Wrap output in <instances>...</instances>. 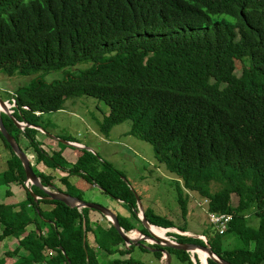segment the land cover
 Here are the masks:
<instances>
[{"label": "trees", "instance_id": "trees-1", "mask_svg": "<svg viewBox=\"0 0 264 264\" xmlns=\"http://www.w3.org/2000/svg\"><path fill=\"white\" fill-rule=\"evenodd\" d=\"M236 62L243 65L238 77ZM83 63L90 66L74 77L17 91L11 99L13 116L33 128L22 130L2 113L17 143L27 139L35 165L79 177L81 185L63 182L66 194L82 201L97 186L123 201L142 225L137 199L119 171L107 164L99 171V160L85 149H75L79 161L70 165L64 151L49 155L35 139L34 127L46 130L44 114L63 110L74 96L95 98L110 109L101 132L108 135L114 126L131 121V133L151 143L159 165L181 181L183 218L189 192L208 200L209 212L231 217L219 237L230 235L243 248L222 250L198 234L221 260L264 264V0H0V73L29 76ZM0 138L9 154L0 189L23 187L27 196L17 206L0 205V243L9 238L18 243L0 257V264H101L98 248L106 260L129 256L109 264H143L131 258L134 248H125L112 225L93 226V210L46 200L31 187L39 199L34 201L21 161L1 132ZM32 171L43 188L65 193L53 184L55 178ZM144 211L154 226L190 232L151 209ZM117 216L126 232L137 229L134 221ZM169 235L180 244L206 247L198 238ZM152 248L160 262V248ZM167 252L180 264H194L190 254ZM202 253L208 264H217Z\"/></svg>", "mask_w": 264, "mask_h": 264}, {"label": "rangeland", "instance_id": "rangeland-1", "mask_svg": "<svg viewBox=\"0 0 264 264\" xmlns=\"http://www.w3.org/2000/svg\"><path fill=\"white\" fill-rule=\"evenodd\" d=\"M89 66V63H83L75 67H68L62 71H40L29 76L15 75L9 77L5 73H0V98L2 100H11L18 90L31 87L36 82L48 84L63 81L69 77H74L82 70L88 69ZM235 66L234 73L237 77L241 76L242 63L236 62ZM109 111L108 105L95 98L86 95L74 96L68 99L63 110L44 114L42 125L46 128L44 132L50 136L59 140H66L65 138L76 140L85 145V148L90 149L91 153L99 160L97 164L99 171L104 169L103 164H107L114 170L119 171L123 176L122 181L133 192L135 198L140 199L145 210L151 209L155 215L172 221L176 227H185L194 235L201 236L198 234H205L210 241L216 242L221 246L222 250L243 248L244 244L230 235L219 237V230L209 219V202L205 204L206 199L201 198L199 195L189 192L190 201L187 205V216L186 218L182 217L177 190V182L181 183V181L170 174L164 166L159 165L155 159V151L151 143L131 133V121L128 120L114 126L108 135L101 132L100 123L104 120L105 115L109 114ZM41 138H45V136ZM2 143L3 141L0 138V173L9 156L8 152L4 150ZM23 145L25 149L26 147L28 149L27 141L23 140ZM61 150L67 153L68 161L78 156L79 153L72 148L66 147L65 144L62 145ZM69 150L73 153L70 152V154ZM77 160L74 162H77ZM30 161L33 165V159ZM72 181L75 184V179H72ZM3 190L6 191V189ZM84 194L85 202L101 205L111 209L113 212L120 211L119 206L123 207L127 212L129 211L125 204L113 200L97 186L91 187ZM6 197H9L7 192ZM236 200V197H232L231 204L235 205ZM2 203L3 200L0 199V204ZM137 207H139L138 203ZM93 212L96 214L94 215L97 219L93 218L96 223L103 224V226L108 223V220L102 214L96 211ZM125 214L130 216V211ZM117 215L123 216L122 214ZM133 221L134 218L131 219V222ZM248 221L254 223L255 219L250 216ZM133 224L137 228L134 231H139L143 227L136 219ZM169 234L182 235L177 230L167 233V237L176 238ZM201 237L203 238L204 236ZM5 242L13 244H8L7 248L0 246V257H4L7 252L18 248L17 241L12 240V238ZM4 251L6 252L4 253ZM98 255L101 264L129 259L128 256L121 258L119 255H114L106 260L99 250ZM131 258L143 264H167L166 260L159 262L153 252H143L139 248H134ZM191 258H193L192 255ZM170 264L180 263L175 257H172Z\"/></svg>", "mask_w": 264, "mask_h": 264}, {"label": "water", "instance_id": "water-1", "mask_svg": "<svg viewBox=\"0 0 264 264\" xmlns=\"http://www.w3.org/2000/svg\"><path fill=\"white\" fill-rule=\"evenodd\" d=\"M0 107H1L0 109V132L6 139L8 144L10 145L15 156L22 163V166L26 174V185H28L30 188L33 187V188H37L40 191H42L47 197L46 200L61 202V203L67 204L68 206L72 208H78L80 210L91 209L93 211L99 212L116 229L118 234L121 236L126 249L129 250L131 248H139V249H144L145 251H151L153 253H157L158 250L152 248V247L157 246L160 248L159 252L163 255L162 260H166L167 264H170V261L172 259V256L167 252V250L169 249L175 250V251H182V252L192 255L193 256L192 262L194 264H197V260L199 261V264H201V260L199 256L197 255L198 254L197 251H202V252L207 253L209 256V259L215 261L217 264H227L225 261L221 260V258H219L213 252V250L209 246L208 240H206V237L202 238L201 236L190 235L188 232L183 233L176 228H168V229L163 228L164 230H167V233L173 232L172 230H177L178 232L182 233L183 236L198 238V240H201V241L205 240L203 241L206 245L205 248H201L195 245L180 244V243H177L175 240H173L172 237H165V238L157 237V235L152 231V226L153 227H157V226L152 225L149 222L148 218H146L144 207L139 198H137V203L139 205L138 217L141 220L143 227L146 230H148L149 233L144 234L139 230L137 231L139 233V236L137 238H131L129 234L133 232L134 230L126 232L124 228L121 226L117 214L113 212L111 209L103 207L95 203H92V202L82 201L66 193H60L53 189L43 188L40 184V180L35 176V174L32 171V165L30 163V160L28 159L24 151H22V149L20 148V145L17 143L15 138L6 129L4 122H3L2 113L8 115L14 121L16 126L22 130H24L25 128H30V127L33 128V127L17 121V119L13 116L14 109L11 110L10 104L2 100L1 98H0ZM34 128H36L37 130L43 131L39 127H34ZM53 139L59 140L58 138H55V137H53ZM59 141L65 144L66 147L73 148V149H85L91 153L90 149L82 147L81 144H77V143L66 141V140H59ZM30 188L28 189V192L30 193L31 197L33 198L34 201H38L39 199L30 191ZM207 264H208V260H207Z\"/></svg>", "mask_w": 264, "mask_h": 264}, {"label": "crops", "instance_id": "crops-1", "mask_svg": "<svg viewBox=\"0 0 264 264\" xmlns=\"http://www.w3.org/2000/svg\"><path fill=\"white\" fill-rule=\"evenodd\" d=\"M4 101L11 102V100H4ZM36 131H37V133L35 135V139L42 144V149L45 150L46 153H48L49 155H51L52 153L60 152L61 151V148L59 147V142H60L59 140H57V139L53 140V137L50 136L48 133H45L44 131H40V130H37V129H36ZM44 136H45V138H41V137H44ZM23 140L27 141V139H25V138L22 137L21 140H20L21 141L20 142V145H21L20 148L22 149V151H24V153L26 154V156L28 157L29 160H32L33 159V162L34 163H33V165L31 164L32 167H34L37 171H39L40 173H43L44 175L52 176L53 178H55V181H53V184H55L56 186H58L65 193L68 191V188H67L68 186H67V184H64V182H63L64 179L68 180L67 182H69L72 186H76L77 184L81 185V183H82L81 179L79 177H75V176H73V177L71 176L70 177L69 174H68V172H65L63 170H57V171L50 170L46 166H43V164L35 165V156L31 152V150H28L27 149V147H26V149L24 148ZM77 144H79V143H77ZM27 145H28V141H27ZM81 145H82V147H85V145H83V144H81ZM73 150H75V149H73ZM27 151H29V152H27ZM68 152L70 153L72 151L69 150ZM76 155H77V153H76ZM63 158L70 165H75L79 161V157L78 156L74 157L71 161L70 160L68 161V159H67V153L65 151L63 153ZM76 159H78L77 162H74ZM30 163H31V161H30ZM72 179L73 180L75 179V184L73 183ZM25 187H26V185H25ZM3 189H6V191L3 190ZM6 192H9V195H8L9 197H6ZM0 199L3 200V203L0 204V205L17 206L20 203L26 201V199H27L26 190L23 187H16V186H13V185H10L9 187H2L0 189ZM117 201H119L122 204H125L123 201H120V200H117ZM119 209H120V211H115L116 214H122L123 215L122 217L128 218L130 220L132 219L131 213H130V216L128 214H125V213H129V211L127 212V210H125L121 206H119ZM94 214L95 213L92 211L91 212V219H92V222H93V226L95 227L98 223H96L95 220L93 219V218L97 219L96 216H95L96 214L95 215ZM127 216H129V217H127ZM101 225L103 226V224H101ZM103 227L105 229H109L111 227V224L108 222ZM0 230H1V228H0ZM188 233L194 235V233H191V232H188ZM9 240H11V238H9ZM8 244H9V242L8 243L2 242V243H0V246L7 248V245ZM12 244L13 243H10L9 245H12ZM5 252L6 251H4V253ZM95 253L97 254V256H99L97 250L95 251Z\"/></svg>", "mask_w": 264, "mask_h": 264}, {"label": "built area", "instance_id": "built-area-1", "mask_svg": "<svg viewBox=\"0 0 264 264\" xmlns=\"http://www.w3.org/2000/svg\"><path fill=\"white\" fill-rule=\"evenodd\" d=\"M8 103L11 106V110L16 108L15 100H12L11 102H8ZM26 187H27V189L30 188L28 185H26ZM205 204H208V200H205ZM208 215H209L210 222L217 227L220 234H223L227 228V225H228L231 217L229 215L217 214V213H213V212H209V211H208ZM173 240H175V238H173Z\"/></svg>", "mask_w": 264, "mask_h": 264}, {"label": "bare ground", "instance_id": "bare-ground-1", "mask_svg": "<svg viewBox=\"0 0 264 264\" xmlns=\"http://www.w3.org/2000/svg\"><path fill=\"white\" fill-rule=\"evenodd\" d=\"M0 109H1V107H0ZM152 231L157 235V237H161V238L167 237V230H164L163 228L152 226ZM156 231L163 232V234H159ZM174 231H176V230H174ZM129 236L131 238H137L139 236V233L135 230V231L131 232L129 234ZM197 253H198L197 255L199 256V258L201 260V264H207V259H206L205 255L201 251H197Z\"/></svg>", "mask_w": 264, "mask_h": 264}]
</instances>
